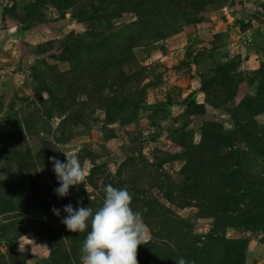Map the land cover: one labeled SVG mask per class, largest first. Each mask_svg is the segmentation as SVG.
<instances>
[{
	"label": "rangeland",
	"instance_id": "rangeland-1",
	"mask_svg": "<svg viewBox=\"0 0 264 264\" xmlns=\"http://www.w3.org/2000/svg\"><path fill=\"white\" fill-rule=\"evenodd\" d=\"M109 184L138 264H264V0H0V264H80L63 209Z\"/></svg>",
	"mask_w": 264,
	"mask_h": 264
},
{
	"label": "clouds",
	"instance_id": "clouds-1",
	"mask_svg": "<svg viewBox=\"0 0 264 264\" xmlns=\"http://www.w3.org/2000/svg\"><path fill=\"white\" fill-rule=\"evenodd\" d=\"M63 154L66 162L49 158L59 182V187L54 191L61 198L69 195L70 188L86 183L85 167L78 154L71 151ZM103 191L105 198L102 206L96 210L90 206L74 209L71 204L63 209L66 216L61 222L69 232L85 233L90 228L81 248L80 264H138V247L149 239L148 226L142 214L133 211L132 195L127 188H116L109 184ZM52 212L60 216L59 209L53 207ZM24 248L25 245L20 244L21 252ZM178 264L187 262L180 258Z\"/></svg>",
	"mask_w": 264,
	"mask_h": 264
},
{
	"label": "water",
	"instance_id": "water-1",
	"mask_svg": "<svg viewBox=\"0 0 264 264\" xmlns=\"http://www.w3.org/2000/svg\"><path fill=\"white\" fill-rule=\"evenodd\" d=\"M145 142H146V140L143 139V140H139V141L135 142V143L132 144V145L127 146V147H126V152L128 153L129 151L134 150L137 146H139V145H141V144H143V143H145Z\"/></svg>",
	"mask_w": 264,
	"mask_h": 264
}]
</instances>
